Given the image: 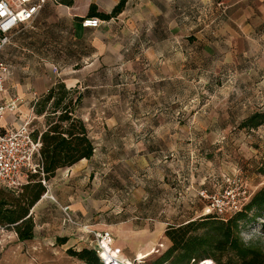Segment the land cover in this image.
I'll use <instances>...</instances> for the list:
<instances>
[{
    "label": "rangeland",
    "instance_id": "rangeland-1",
    "mask_svg": "<svg viewBox=\"0 0 264 264\" xmlns=\"http://www.w3.org/2000/svg\"><path fill=\"white\" fill-rule=\"evenodd\" d=\"M262 33L252 57L234 62L212 58L192 36L188 56L162 44L167 63L153 54L147 57L145 65L156 71L144 73L137 84L131 79L128 86L72 90L74 97L83 95L93 112L96 150L90 169L79 172L87 175L86 182L66 171L55 195L69 202L76 189L88 194L89 202L83 197L80 203L89 205L95 230L111 232L122 259L155 264L171 246L167 228L202 218L208 198L229 179L247 183L253 195L264 186V125L253 131L240 128L249 116L264 112V29ZM55 204L44 201L40 213L49 225L47 234L30 241L47 247H7L0 264H84L68 250L92 249V237L87 243L77 238L76 229L62 224ZM262 224L250 223L241 236L264 250ZM67 237L65 245L58 244ZM3 241L13 245L17 238ZM139 253L151 254L141 263Z\"/></svg>",
    "mask_w": 264,
    "mask_h": 264
},
{
    "label": "crops",
    "instance_id": "crops-1",
    "mask_svg": "<svg viewBox=\"0 0 264 264\" xmlns=\"http://www.w3.org/2000/svg\"><path fill=\"white\" fill-rule=\"evenodd\" d=\"M120 1L49 2L32 27L18 28L11 43L0 54V59L9 66L0 103L10 104L17 100L16 109L0 121L1 131L16 130L25 123L45 131L47 114L37 115L35 106L54 86L63 85L74 90L79 86H128L131 79L134 84L139 83L144 73L156 71L145 65V59L152 57L151 54L154 59L160 58L167 63V54L159 49L162 44L170 45L172 51L182 50L185 57L191 48L190 38L194 36L202 51L226 62L249 54L252 57L256 44L259 47L262 44L264 0H128L124 11L116 18L101 20L100 28L82 26L83 19L89 18L92 6L97 7L98 13L111 14ZM177 43L182 44L178 47L175 46ZM92 113L82 99L76 115L95 141ZM94 156L72 168L59 170L50 182L46 194L30 212L35 222L34 240H43L47 234L49 225L40 211L49 196L55 199L57 211L62 205H70L83 224L92 225L89 205L80 203L84 202L80 201L83 197H86V203L89 202L88 194L85 196L83 190L76 189L69 202L55 194L58 179L66 181L60 176L67 171L72 179L80 177V171L89 168ZM80 178L86 182L87 175ZM13 236L17 243H3L4 239ZM76 237L80 239L78 231ZM0 239V255L11 246L38 250L47 247L43 242H20L13 230L1 226ZM50 245L56 247L58 244ZM116 252L121 254L122 251Z\"/></svg>",
    "mask_w": 264,
    "mask_h": 264
},
{
    "label": "trees",
    "instance_id": "trees-1",
    "mask_svg": "<svg viewBox=\"0 0 264 264\" xmlns=\"http://www.w3.org/2000/svg\"><path fill=\"white\" fill-rule=\"evenodd\" d=\"M127 2L121 0L111 14L98 13L97 7L92 6L88 16L104 21L116 18ZM74 94L76 92L66 86H54L35 106L36 114H47L48 121L45 131H32L33 139L41 143L43 175L29 176L18 192L4 187L0 190V226L13 230L20 242L35 238V222L30 212L47 192L43 181L49 183L59 170L72 168L95 154V143L76 115L83 96L74 97ZM263 125L264 112L261 111L245 119L240 128L253 131ZM260 173L264 175V164ZM258 220L263 221L264 230V186L241 212L227 220L209 214L199 220L169 226L165 236L171 246L155 264H264V250L245 242L241 236L244 227ZM67 241V238L59 239L58 244L65 245ZM68 254L84 264H102L92 249L68 250Z\"/></svg>",
    "mask_w": 264,
    "mask_h": 264
},
{
    "label": "built area",
    "instance_id": "built-area-1",
    "mask_svg": "<svg viewBox=\"0 0 264 264\" xmlns=\"http://www.w3.org/2000/svg\"><path fill=\"white\" fill-rule=\"evenodd\" d=\"M58 4L59 0H0V54L11 43L14 35L21 26L32 27L45 6L49 3ZM98 18H85L84 28L97 29L102 25ZM9 66L0 59V93L5 91L6 77ZM17 100L10 104L0 103V121L8 113L16 109ZM30 123L16 130L3 132L0 130V184L11 191H20L28 182L31 175L42 174L41 143L32 137ZM44 185H47L44 182ZM252 192L247 183L240 179H229L225 187L218 193L212 194L208 200L206 214H213L222 220H227L241 212L251 201ZM55 201L53 197H50ZM62 224L78 231L80 240L89 243L102 264H130L114 253V239L109 231L95 230L93 225L83 224L72 211L70 205L59 207ZM135 263V262H134ZM133 263V264H134Z\"/></svg>",
    "mask_w": 264,
    "mask_h": 264
},
{
    "label": "bare ground",
    "instance_id": "bare-ground-1",
    "mask_svg": "<svg viewBox=\"0 0 264 264\" xmlns=\"http://www.w3.org/2000/svg\"><path fill=\"white\" fill-rule=\"evenodd\" d=\"M114 253L116 255H119L116 251H114ZM150 254L149 253L148 254H142V253H140L139 256H138V258H139V260H142L143 258L147 257ZM123 259L126 260L128 263L132 264V262L130 260H128L127 258L124 257Z\"/></svg>",
    "mask_w": 264,
    "mask_h": 264
}]
</instances>
